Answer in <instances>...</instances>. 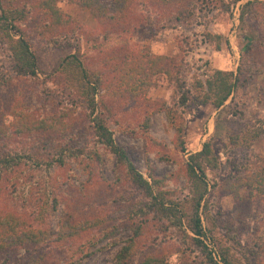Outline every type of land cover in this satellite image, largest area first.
Listing matches in <instances>:
<instances>
[{
  "label": "rangeland",
  "instance_id": "rangeland-1",
  "mask_svg": "<svg viewBox=\"0 0 264 264\" xmlns=\"http://www.w3.org/2000/svg\"><path fill=\"white\" fill-rule=\"evenodd\" d=\"M17 1L19 7L26 5L31 11L27 22L19 25L36 56L39 74L17 76L8 44L0 40V122H12L8 110L12 105L17 108L18 101L24 103L19 109L36 108L39 116H57L60 107L70 105L72 99L76 109L64 119L73 131L59 135L55 148L26 135L12 139L13 149L38 157V161H48L56 149H62L66 158L62 166L55 163L48 170L45 164H25L16 173L5 174L0 180V210L17 213L32 229L51 233L50 241L55 239L59 222L65 224L64 217L96 225L64 243L49 242L30 247L28 252L22 247L8 249L0 254V264H26L31 253L46 257L47 264H115L119 249L130 240L128 264H142L149 257H157L162 264L203 261L198 250L180 242V231L167 229L166 222L148 213L147 206L145 218L138 212L143 202L148 203L143 190L129 180L115 155L94 136L83 101L71 93L64 78L53 75L69 54L78 52L92 71L101 67L99 50L119 51L121 46L181 61L187 102L181 104L182 92L164 74L155 76V84L146 93L140 90L137 98L109 97L105 123L114 142L127 151L149 183L152 177L157 179L162 190L170 192L168 197L185 203L183 210L188 216L191 189L184 175L187 158L211 140L219 162L217 168L205 170L210 185L205 197L208 219L203 216L205 201L200 209L202 224L214 237L208 243L213 248L222 243L230 246L238 264H264V193L257 191L259 180L253 188L244 186L255 181L249 174L264 162V0H242L236 5L230 0H132L121 28L98 23L88 8L73 0H59L58 10L79 25L64 35L39 28L36 0ZM248 1L254 4L253 11L242 24L240 6ZM100 2L113 7L119 0ZM93 36L100 41L94 43ZM247 38L251 53L243 58ZM248 61V71L240 75L237 87L220 108L204 104L207 78L217 70L236 76L239 65ZM138 98L150 103H140ZM259 129L262 137L253 138L252 132ZM24 186L33 193L28 194L30 198L27 195L28 200L23 199ZM233 187L241 203L232 197ZM139 225L141 232L135 235Z\"/></svg>",
  "mask_w": 264,
  "mask_h": 264
},
{
  "label": "trees",
  "instance_id": "trees-1",
  "mask_svg": "<svg viewBox=\"0 0 264 264\" xmlns=\"http://www.w3.org/2000/svg\"><path fill=\"white\" fill-rule=\"evenodd\" d=\"M59 0H36L35 9L40 16L35 19L40 29L46 30L52 35L60 32L65 33L77 30L79 25L68 15L61 13L57 8ZM242 0H230L231 4L236 5ZM78 5L88 8L98 23H103L106 27H119L125 22L124 14L128 15V9L132 0H119L116 6L110 7L104 5L100 0H73ZM254 4L248 1L240 6V23H245L246 15L251 13ZM26 5L19 7L17 0H0V40L8 44V49L13 58V71L19 77H37L39 74L36 56L33 53L28 39L21 30L20 23L27 22L31 11L26 10ZM226 11L230 10L229 5H224ZM130 13V12H129ZM34 20V21H35ZM48 22V24H45ZM122 27V26H121ZM119 27V28H121ZM109 30V28H108ZM81 32V31H80ZM68 35V33H66ZM64 35V34H63ZM66 37V35H65ZM99 37H92V41L97 43ZM227 46L229 45L226 42ZM251 40L247 38V43L243 46L242 57L250 54ZM77 47V44H75ZM100 48V47H99ZM115 49L99 50L98 63L100 69L90 71L83 63L78 52L65 56L53 75L64 78L71 93L76 95L83 101V109H86L87 120L91 124L90 129L97 137L98 141L117 158V163L123 166L129 180L143 190L147 202L142 203L139 213H153L158 220L166 222V228H173L180 231L179 240L186 245L188 249L198 250L203 261L200 264H238L232 248L228 245L218 244L217 247H211L208 240H213L212 232L205 230L202 224L201 203L203 206V216L208 219V209L205 197L209 192V183L206 179L205 170L207 168H217L219 159L213 152L212 141L205 142L199 152L189 154L186 163V171L184 173L191 189V197L188 200V216L183 210L185 203H177L172 200L169 191L162 190L161 182L152 177V183H149L134 167L126 150L119 147L113 140V134L105 123V105L109 97L121 99L137 98L139 92H148L150 87L155 84V76L164 74L167 80L175 85L176 90L182 92L181 104L187 102L184 91V82L182 81V62L166 57L164 55L151 56L141 51H131L128 47H118ZM250 62L241 63L235 76L233 72H224L217 70L213 75L205 80L204 85L199 83L200 87L204 86L205 94L203 96L204 104L211 103L214 108H220L233 90L237 87L240 75L247 70ZM55 76H51L52 78ZM109 93L107 97L105 95ZM73 98V97H72ZM140 103L150 102L146 99ZM68 106L60 107L56 114L46 115L39 114L38 109L32 110L31 107L19 109L24 106L22 101L17 108L14 105L8 110L9 116L13 117L12 122L6 125L0 122V180L5 174L16 173L21 165L29 164L40 167L45 164L46 170L55 163L62 166L64 159L63 150H57L49 156V160L45 161L41 158L19 153L11 146L13 138L27 137L33 138L35 141H42L47 147L55 148L54 141L59 135L64 136L69 129L73 131L70 123L64 119L69 118L75 111L76 107L73 103ZM13 103V102H12ZM202 104V103H201ZM70 106V107H69ZM74 106V107H73ZM73 107V108H72ZM173 121V119H172ZM77 122V121H76ZM263 130V129H262ZM55 135V137H53ZM262 131L254 130L253 138L262 137ZM177 136L181 143L182 149L184 144L181 139V132L177 131ZM53 150V149H52ZM68 156V155H67ZM72 156V155H70ZM255 181H252L246 187H252L253 183L259 180L260 187L257 191L264 193V162L257 167L253 173L249 174ZM259 178V179H258ZM253 188V187H252ZM257 188V187H255ZM18 189H15L16 192ZM23 199L28 200L30 187L21 188ZM18 192V191H17ZM19 193V192H18ZM230 193L236 203H241L242 198L238 194L236 187L230 188ZM29 194V195H28ZM45 194V193H44ZM29 198H28V196ZM54 202V200H53ZM147 206V209H146ZM55 204H52V212L55 211ZM132 214L133 208L128 210ZM134 216V215H133ZM130 217V218H133ZM186 218V221H185ZM63 224L59 222V228L54 234L55 239L50 241L52 234L46 231L32 229L26 220L17 213H12L4 209L0 210V254L8 249L22 247L29 251L30 247H38L49 242H62L66 240H74L79 238L87 230L94 228L93 222L84 221L82 224L70 217H64ZM141 225L134 229L135 235L141 232ZM64 240V241H63ZM133 242L130 240L129 245H124L119 249L115 258V264H128L129 248ZM27 247V248H26ZM45 258H41L38 254L34 256L32 253L28 257L26 264H47ZM162 264L157 257H149L142 264ZM188 264H198L188 260Z\"/></svg>",
  "mask_w": 264,
  "mask_h": 264
}]
</instances>
